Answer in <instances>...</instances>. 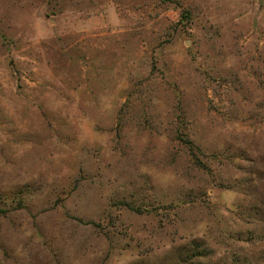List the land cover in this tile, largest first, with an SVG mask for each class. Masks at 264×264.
<instances>
[{
    "label": "rangeland",
    "instance_id": "obj_1",
    "mask_svg": "<svg viewBox=\"0 0 264 264\" xmlns=\"http://www.w3.org/2000/svg\"><path fill=\"white\" fill-rule=\"evenodd\" d=\"M0 264H264V0H0Z\"/></svg>",
    "mask_w": 264,
    "mask_h": 264
}]
</instances>
